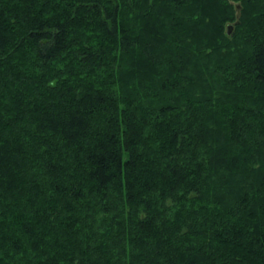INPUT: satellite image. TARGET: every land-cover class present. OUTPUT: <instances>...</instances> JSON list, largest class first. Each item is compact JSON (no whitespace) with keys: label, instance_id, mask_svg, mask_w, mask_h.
Wrapping results in <instances>:
<instances>
[{"label":"trees","instance_id":"obj_1","mask_svg":"<svg viewBox=\"0 0 264 264\" xmlns=\"http://www.w3.org/2000/svg\"><path fill=\"white\" fill-rule=\"evenodd\" d=\"M0 264H264V0H0Z\"/></svg>","mask_w":264,"mask_h":264},{"label":"rangeland","instance_id":"obj_2","mask_svg":"<svg viewBox=\"0 0 264 264\" xmlns=\"http://www.w3.org/2000/svg\"><path fill=\"white\" fill-rule=\"evenodd\" d=\"M236 4V3H235ZM240 7H238V9H237V11L235 12V14H236V16L237 17H239V12H240ZM237 23H239V21H226V22H224V31H226L227 29H228V24H230L231 25V31L233 32V31H235V28L237 27ZM246 29V25L244 26V30ZM177 34L178 35H180V33L179 32H177ZM239 49H240V47H239ZM238 179V178H237ZM236 180V179H235ZM246 180V179H245Z\"/></svg>","mask_w":264,"mask_h":264},{"label":"water","instance_id":"obj_3","mask_svg":"<svg viewBox=\"0 0 264 264\" xmlns=\"http://www.w3.org/2000/svg\"><path fill=\"white\" fill-rule=\"evenodd\" d=\"M230 27H231V25L229 24V25H228V28H229V32H230Z\"/></svg>","mask_w":264,"mask_h":264}]
</instances>
